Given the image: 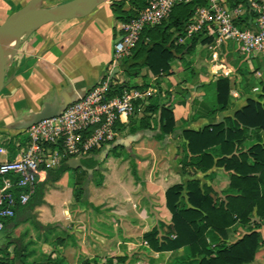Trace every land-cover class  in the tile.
Returning <instances> with one entry per match:
<instances>
[{"label":"crops","instance_id":"0c3cea01","mask_svg":"<svg viewBox=\"0 0 264 264\" xmlns=\"http://www.w3.org/2000/svg\"><path fill=\"white\" fill-rule=\"evenodd\" d=\"M28 1L0 0V26ZM117 2L124 11L133 8L129 0H108L84 17L43 25L20 45L0 93V146L7 150L0 153V161L20 158L27 148L28 134L13 129L15 123L40 111L48 102L79 98L107 77L113 83L151 88L152 100L172 108L175 132L162 139L156 137L161 131L160 109L149 114L151 128H140L142 117L147 115L149 97L133 115L120 120L115 147L104 156L108 144L98 154L83 157L84 166V159L92 155L100 159L99 166H86L93 169L91 173L81 168L87 172L85 176L75 171L80 167H70L58 180L45 184L44 202L33 199V204H19V225L10 235L28 246L17 259L19 264H81L85 259L116 256L127 257L126 264H190L185 247L154 250L145 240V234L155 228L160 237L172 232L168 188L198 178L219 200L226 199L229 192L230 172L224 168L203 172L184 163L187 141L183 131L223 122L249 97L256 98L264 81L262 60L243 58L230 42L228 47L223 46L224 53L219 52V61L226 69L213 74L212 54L206 59L195 52L198 45L207 47L199 42L192 52L172 49L175 53L168 72L154 75L144 66L137 76H128L112 63L114 44L122 37L127 22L118 18ZM116 67L120 71L112 76ZM221 76L229 77L232 87L230 103L224 110L219 108L216 87ZM256 77L261 79L260 86L251 85ZM132 162L136 164L137 176ZM82 177L88 179L89 206L75 198V182ZM46 178L47 170L40 172L38 182ZM245 232L246 228L237 223L230 228L228 240L233 242ZM7 240L8 237H1L0 244ZM257 258L256 255L251 264H257Z\"/></svg>","mask_w":264,"mask_h":264},{"label":"trees","instance_id":"16d2710c","mask_svg":"<svg viewBox=\"0 0 264 264\" xmlns=\"http://www.w3.org/2000/svg\"><path fill=\"white\" fill-rule=\"evenodd\" d=\"M129 1L133 5L129 11H124L121 3L117 2L116 14L125 21L138 16L147 4V0ZM204 4L205 0H190L178 4L161 24L145 28L137 46L119 63L120 68L131 77L137 76L144 66H148L154 75H160L171 68L174 57L172 49H176L178 53L184 50L192 52L199 42L208 43L211 39L202 38L201 34L185 43H177L195 8ZM216 87L219 108L224 110L231 98L230 78L219 77ZM133 88L138 86L112 81L108 95H122ZM142 103L136 101L135 109ZM159 109L161 131L156 137L162 139L175 132L176 119L172 108L162 105L158 100H152V97L145 105L147 115L142 117L140 128H151L149 114L156 113ZM119 123L120 121L117 122L116 128ZM183 136L187 141L184 163L203 172L214 167L224 168L230 172L229 192L226 199L219 200L198 178L171 186L166 192V197L167 206L172 213V232L160 237V231L155 228L145 234V240L154 250H176L185 247V257L190 264H251L256 259L260 247L264 245V81L261 93L256 98L249 97L247 103L233 116L199 130L186 129ZM250 139L252 142L249 143ZM102 148L94 149L92 153L98 154ZM99 162L100 159L95 155L84 159V164L92 168L99 166ZM131 167L137 176L134 162ZM68 169L71 168L67 160L57 168L47 169V178L37 183L30 203L33 204L35 199L36 203L44 202L45 184L58 180ZM75 171H80L85 176L87 174L81 168ZM87 183L86 177L78 178L74 192L77 201H83L89 206L92 204L86 200ZM19 191L21 189L16 193ZM15 210L14 217L3 219L4 229L0 231V238L8 237L5 245H14L15 259H18L28 246L22 245L19 238L10 236L12 229L19 225L17 207ZM237 223L244 226L246 232L231 242L228 240L229 230ZM126 261L127 257L116 256L96 258L93 261L85 259L81 264H126Z\"/></svg>","mask_w":264,"mask_h":264},{"label":"built area","instance_id":"2783aa9c","mask_svg":"<svg viewBox=\"0 0 264 264\" xmlns=\"http://www.w3.org/2000/svg\"><path fill=\"white\" fill-rule=\"evenodd\" d=\"M189 1L147 0L138 16L124 23L123 35L114 44L113 65L118 66L131 54L145 28L161 24L176 5ZM198 34L211 39L206 45L213 50V74L226 69L219 61L218 47H228L230 42L240 53L264 57V0H205L195 8L177 42L185 43ZM111 84L110 77L99 81L60 115L24 130L28 145L22 156L0 161V231L4 229L3 219L14 217L16 207L29 202L40 172L110 144L117 135V122L134 114L136 101H147L152 95L151 88H133L110 97ZM0 153L7 150L0 146ZM18 189L21 191L16 193Z\"/></svg>","mask_w":264,"mask_h":264},{"label":"water","instance_id":"95a60500","mask_svg":"<svg viewBox=\"0 0 264 264\" xmlns=\"http://www.w3.org/2000/svg\"><path fill=\"white\" fill-rule=\"evenodd\" d=\"M45 1L29 0L26 5L13 12L0 26V93L6 85V75L12 61L20 45L28 36L45 24L84 17L108 0H68L52 6L46 5ZM119 71L120 68L116 67L112 76ZM77 99L65 98L62 102L58 100L48 102L40 111L15 123L12 128L20 131L26 130L43 119L56 117ZM115 146L116 143L108 144L102 156L108 152V149ZM82 159V156L73 157L68 160V163L72 168L80 167L91 173L93 169L84 166Z\"/></svg>","mask_w":264,"mask_h":264},{"label":"rangeland","instance_id":"374dc122","mask_svg":"<svg viewBox=\"0 0 264 264\" xmlns=\"http://www.w3.org/2000/svg\"><path fill=\"white\" fill-rule=\"evenodd\" d=\"M65 1H68V0H46L45 1V4L48 5V6H52V5L58 4L60 2H65ZM235 46H236V44H235ZM205 47L203 45H198V47H197L198 51H197V49L195 50V52H197V55L198 56H201L202 58L203 57L206 58L209 53H212L213 52L212 49L209 50V49H207L208 47H206V48ZM222 49H223V46H221L220 48L218 47V51L221 52V53H224ZM239 54H241V56L243 58H245L246 56H248V54L243 53V52L242 53L239 52ZM259 58L262 60L263 66H264V57H263V55L260 54L259 55ZM262 70L264 71V67H263ZM245 72L249 73V71L247 70V68H246ZM251 85L252 86H260L261 85V79L260 78H257V77L256 78H252V84ZM250 92H252V91H250ZM84 157H86V156H84ZM257 257L258 258H257V262L256 263L257 264H264V245L262 247H260V249H259V251L257 253Z\"/></svg>","mask_w":264,"mask_h":264},{"label":"flooded vegetation","instance_id":"af4514ba","mask_svg":"<svg viewBox=\"0 0 264 264\" xmlns=\"http://www.w3.org/2000/svg\"><path fill=\"white\" fill-rule=\"evenodd\" d=\"M16 254L14 252L13 246H6L5 244H0V264H17Z\"/></svg>","mask_w":264,"mask_h":264}]
</instances>
